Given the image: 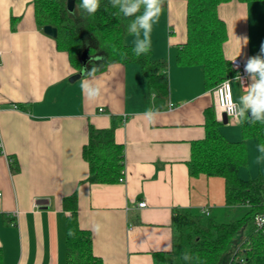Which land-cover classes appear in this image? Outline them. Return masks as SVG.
Wrapping results in <instances>:
<instances>
[{
    "label": "crops",
    "instance_id": "obj_1",
    "mask_svg": "<svg viewBox=\"0 0 264 264\" xmlns=\"http://www.w3.org/2000/svg\"><path fill=\"white\" fill-rule=\"evenodd\" d=\"M217 14L226 27L227 60L246 62L260 54L263 2L230 0L218 6ZM185 18V1L164 0L153 25L151 58L166 61L168 80L167 97L157 99L136 63L109 64L83 77L86 55L80 69L72 66L36 23L32 0H0L2 264H62L67 215L62 201L73 193L78 225L90 233L93 254L103 264H153L155 253L171 250L179 210L203 214L205 209L216 221L246 211L224 205L222 179L187 172L191 143L205 134V109H213L218 131L229 142L241 140V119L223 122L200 66L177 65ZM134 39L128 32L124 43L134 46ZM86 82L100 88L97 99L87 98ZM250 83L248 77L243 84L230 83L234 102ZM148 110L154 111L151 117L144 114ZM112 118L118 124L114 141L123 147L124 181L89 184L81 155L88 128L106 129ZM253 141H247L248 152L255 149Z\"/></svg>",
    "mask_w": 264,
    "mask_h": 264
},
{
    "label": "trees",
    "instance_id": "obj_2",
    "mask_svg": "<svg viewBox=\"0 0 264 264\" xmlns=\"http://www.w3.org/2000/svg\"><path fill=\"white\" fill-rule=\"evenodd\" d=\"M32 1L36 23L40 28L51 26L56 29V49L68 54L72 66L80 69L81 57L86 55L83 77H89L87 72L92 68L96 69V75L109 64L136 63L148 90L157 99L167 97L166 61L153 60L150 50L147 54L135 55L134 46L124 43L131 18L124 17L110 0H100V7L91 15L81 8L82 0H74L72 12L66 9L67 0ZM183 1L186 3V40L177 51L175 61L179 66H200L204 88L213 90L235 75L231 61L224 57L226 27L217 14L218 6L230 0ZM237 1L264 3V0ZM117 125L112 118L106 129L88 128L81 155L88 166L85 181L89 184L118 183L124 155L123 147L114 141ZM203 126V139L191 143L190 158L186 163L188 175L222 179L224 205L247 209L241 217L223 223L189 210L177 211L171 250L155 253L153 264H264V224L257 228L254 222L256 216H264V177L241 180L237 176L239 168L247 164L246 142L253 139L259 148H264V122L252 123L246 114L239 122L241 140L238 142H229L219 133L212 108L205 109ZM14 168L11 163V173ZM62 206L67 212L62 264H103L93 254L90 233L78 225L75 193L65 197ZM243 227L247 230L238 243L235 239ZM69 230L73 235L68 234Z\"/></svg>",
    "mask_w": 264,
    "mask_h": 264
},
{
    "label": "clouds",
    "instance_id": "obj_3",
    "mask_svg": "<svg viewBox=\"0 0 264 264\" xmlns=\"http://www.w3.org/2000/svg\"><path fill=\"white\" fill-rule=\"evenodd\" d=\"M110 2L113 7H118L124 17L131 18L129 32L135 37L133 48L135 55L147 54L151 48L150 34L153 25L159 20L164 0H110ZM99 7L100 0H82L81 3V8L90 15L96 13ZM235 60L236 58L233 61ZM244 70L251 81L247 84V93L239 98L238 103L229 97L225 107L234 112L238 119L247 114L252 123L264 122V44L261 45L260 54L247 59ZM95 71L96 69L92 68L87 74L92 77ZM82 90L89 100H95L101 94L98 86L87 82L82 84ZM153 112L148 110L144 114L151 117ZM154 121L149 120L150 123ZM68 234L73 235V232L69 230Z\"/></svg>",
    "mask_w": 264,
    "mask_h": 264
},
{
    "label": "built area",
    "instance_id": "obj_4",
    "mask_svg": "<svg viewBox=\"0 0 264 264\" xmlns=\"http://www.w3.org/2000/svg\"><path fill=\"white\" fill-rule=\"evenodd\" d=\"M233 60H231L230 65H231L232 70L235 72V75L219 83L212 91L216 96L217 108L220 111V113L224 114L227 118H231L232 120H239L241 118L238 119L234 112L229 111L225 107L229 97L231 98L232 101H234L232 97L231 86L229 87V85L232 81H237L240 84H243L248 76L244 70V66L246 62H243L239 59H236L235 61ZM98 112L99 113L103 112V109L99 108ZM0 149H1V146H0ZM123 181H124V172L122 171L121 176L118 179V182L122 183ZM144 205H145L144 203H140L138 204V207L142 208L144 207ZM202 213L205 216H208L207 210L205 209L202 210ZM254 222L257 228H261L264 224V216H256L254 219Z\"/></svg>",
    "mask_w": 264,
    "mask_h": 264
},
{
    "label": "rangeland",
    "instance_id": "obj_5",
    "mask_svg": "<svg viewBox=\"0 0 264 264\" xmlns=\"http://www.w3.org/2000/svg\"><path fill=\"white\" fill-rule=\"evenodd\" d=\"M253 142H254L255 149L251 147L249 152H248V144L246 142V146H247V164H246V166L239 168V170L237 172V173H239L241 175V177L239 175H237L238 178L241 179V180L255 179L258 176H263L264 177V148L263 147L259 148L257 146V144L255 143V141H253ZM258 150L262 151V153H260V156L258 154ZM193 213L197 214V215L200 214L198 211H195ZM242 215L243 214H239L235 218L237 219V218L241 217ZM234 216L228 217V219L224 220V221L217 220V222H219V223L228 222L231 219H233ZM246 230H247V227H243L241 229V231L238 233L237 238L235 239V241H237L239 243L240 240L242 239V237L244 236V234L246 233Z\"/></svg>",
    "mask_w": 264,
    "mask_h": 264
},
{
    "label": "water",
    "instance_id": "obj_6",
    "mask_svg": "<svg viewBox=\"0 0 264 264\" xmlns=\"http://www.w3.org/2000/svg\"><path fill=\"white\" fill-rule=\"evenodd\" d=\"M73 8H74V0H67V2H66V9H67V11L72 12L73 11ZM42 31H43V33L45 35H47L50 38H53L54 39L56 37V29L53 28V27H51V26H44L42 28ZM81 59H83V58L81 57ZM80 75H81V73L72 76L69 79V81H74V80L78 79L80 77ZM222 115H223L222 116V120H223V122H225L226 121V116L224 114H222Z\"/></svg>",
    "mask_w": 264,
    "mask_h": 264
}]
</instances>
